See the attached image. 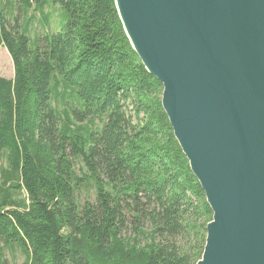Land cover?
<instances>
[{"label": "trees", "instance_id": "1", "mask_svg": "<svg viewBox=\"0 0 264 264\" xmlns=\"http://www.w3.org/2000/svg\"><path fill=\"white\" fill-rule=\"evenodd\" d=\"M0 46V264H196L212 212L114 0H0Z\"/></svg>", "mask_w": 264, "mask_h": 264}, {"label": "water", "instance_id": "2", "mask_svg": "<svg viewBox=\"0 0 264 264\" xmlns=\"http://www.w3.org/2000/svg\"><path fill=\"white\" fill-rule=\"evenodd\" d=\"M212 216L196 264H264V0H114Z\"/></svg>", "mask_w": 264, "mask_h": 264}, {"label": "rangeland", "instance_id": "3", "mask_svg": "<svg viewBox=\"0 0 264 264\" xmlns=\"http://www.w3.org/2000/svg\"><path fill=\"white\" fill-rule=\"evenodd\" d=\"M4 2L5 0H1V5L4 4ZM42 12L43 14H48V19L46 23H44V20L42 18L43 14H40L38 11H35L32 8L29 9L25 14L20 15L16 12V10L14 11V13L18 15V20L21 25L25 22L28 23V35L31 40L36 36L44 34L45 32L58 31L62 27L64 15L58 5H50V7L44 8ZM12 23L13 21L10 22V24ZM13 75L14 71L11 58L7 50L4 47L0 46V76L6 79H12ZM58 109L60 110L61 107L58 106ZM95 125H98V123L95 122ZM2 165L3 160L0 157V166ZM6 258L8 261L7 264H12L13 262L20 264L23 261V256L19 253H7Z\"/></svg>", "mask_w": 264, "mask_h": 264}]
</instances>
